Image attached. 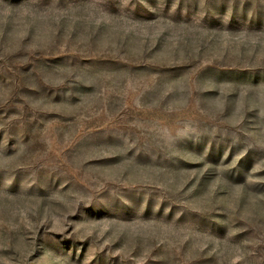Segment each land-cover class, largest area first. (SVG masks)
I'll use <instances>...</instances> for the list:
<instances>
[{
    "label": "rangeland",
    "instance_id": "obj_1",
    "mask_svg": "<svg viewBox=\"0 0 264 264\" xmlns=\"http://www.w3.org/2000/svg\"><path fill=\"white\" fill-rule=\"evenodd\" d=\"M0 264H264V0H0Z\"/></svg>",
    "mask_w": 264,
    "mask_h": 264
}]
</instances>
